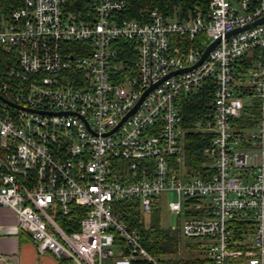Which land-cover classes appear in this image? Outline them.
Segmentation results:
<instances>
[{
	"label": "built area",
	"instance_id": "2783aa9c",
	"mask_svg": "<svg viewBox=\"0 0 264 264\" xmlns=\"http://www.w3.org/2000/svg\"><path fill=\"white\" fill-rule=\"evenodd\" d=\"M70 8L0 3V49L15 60L0 70V208L68 264H162L116 210L124 200L144 217L163 203L177 251L191 240L202 264H264V0L136 19L127 0ZM207 79L211 111L191 130L210 136L209 169L191 173L179 103ZM244 111L252 123L234 126Z\"/></svg>",
	"mask_w": 264,
	"mask_h": 264
},
{
	"label": "trees",
	"instance_id": "16d2710c",
	"mask_svg": "<svg viewBox=\"0 0 264 264\" xmlns=\"http://www.w3.org/2000/svg\"><path fill=\"white\" fill-rule=\"evenodd\" d=\"M9 1L0 0V3L6 5V2ZM81 1L67 0L71 7L70 9L79 6ZM208 3L209 0H127L125 12L128 17L135 19L140 18L141 15H146L152 10L164 13L176 11L181 15L194 11H203L205 13ZM8 64L15 65L13 53H5V51L0 49V70H3ZM213 89V82L211 79H207L199 88L184 96L179 103L182 124L190 129L186 133L183 143L185 167L191 173H201L204 169H209V166H207L208 159L203 155V148L209 145L210 136L195 132L191 130V127L196 120L205 117L211 111ZM251 123L252 116L245 111L241 113L239 118L233 120V125L236 127L247 126ZM75 209L79 210L77 207ZM116 210L121 212L122 218L129 228H136L140 231L142 245L150 253L159 257H167L177 252L179 241L177 233L169 227H162L159 208L154 209L147 218L141 213L138 200H124L116 204ZM72 218L59 220V222L62 226H66L72 221L74 223L73 228L68 230H73L77 228V218L73 216ZM162 264H202V261L198 256L180 257L173 260L164 258L162 259Z\"/></svg>",
	"mask_w": 264,
	"mask_h": 264
},
{
	"label": "crops",
	"instance_id": "0c3cea01",
	"mask_svg": "<svg viewBox=\"0 0 264 264\" xmlns=\"http://www.w3.org/2000/svg\"><path fill=\"white\" fill-rule=\"evenodd\" d=\"M250 104L246 101L247 106ZM15 224L12 211L0 208V264H68L50 253H39L29 234L17 229Z\"/></svg>",
	"mask_w": 264,
	"mask_h": 264
},
{
	"label": "rangeland",
	"instance_id": "374dc122",
	"mask_svg": "<svg viewBox=\"0 0 264 264\" xmlns=\"http://www.w3.org/2000/svg\"><path fill=\"white\" fill-rule=\"evenodd\" d=\"M168 201L174 200L175 195L173 193H168L167 195ZM160 212V220L162 227H171L175 224V216L173 214H169L167 209L164 207V204L161 205ZM148 218V217H147ZM182 243L184 244L183 248L171 256H167V259H177L180 257H197L200 255V250L198 247L193 246V242L189 239H182ZM53 256V255H52ZM53 258H55L53 256ZM56 259V258H55ZM114 257H105L103 258V264H113Z\"/></svg>",
	"mask_w": 264,
	"mask_h": 264
},
{
	"label": "water",
	"instance_id": "95a60500",
	"mask_svg": "<svg viewBox=\"0 0 264 264\" xmlns=\"http://www.w3.org/2000/svg\"><path fill=\"white\" fill-rule=\"evenodd\" d=\"M262 20H264V17L263 18H261V19H259L257 22H261ZM255 23H253L252 25H254ZM248 27V26H247ZM244 28H246V27H244ZM244 28H236V29H233L232 31H230V32H228L227 33V36H229V35H231V34H234V33H236V32H238V31H240V30H242V29H244ZM219 41V39H216V40H214L213 42H211L210 44H208V46L204 49V51H203V53H202V55H201V57L199 58V60L192 66V67H195V66H197L201 61H203L205 58H206V56L208 55V53L215 47V45L217 44V42ZM192 67H188V68H185V69H182V70H180L179 72H182V71H187V70H189L190 68H192ZM148 91V90H147ZM146 91V92H147ZM145 92V93H146Z\"/></svg>",
	"mask_w": 264,
	"mask_h": 264
}]
</instances>
